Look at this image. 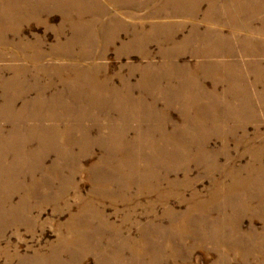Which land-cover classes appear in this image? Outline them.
<instances>
[{
    "label": "rangeland",
    "instance_id": "1",
    "mask_svg": "<svg viewBox=\"0 0 264 264\" xmlns=\"http://www.w3.org/2000/svg\"><path fill=\"white\" fill-rule=\"evenodd\" d=\"M93 2L103 9L85 7ZM57 3L58 8H49ZM77 3L78 0H0V68L22 67L26 64L23 57L35 64L30 70L67 67L75 62L87 72L99 68L95 82L103 87V91H91L89 82L79 86L81 105L75 103L69 112L55 108L30 110L31 104L27 108L19 103L0 116V156L11 159L14 153L9 149L25 144L18 152L19 164L3 165L2 174H11L12 182L19 170L31 166L34 177L46 185L55 173L58 175V186L50 190L54 194L62 190L64 181H69L68 174L73 175L76 185L61 201H47L37 189L26 203V189L12 197L0 215V264H216L220 255L209 245L181 259L171 254V245L161 256L152 258L139 244L132 251H124L121 260L116 255L121 252L116 230L128 241H138L143 230L159 226L165 231L162 239L148 233L157 244H165V236L171 237L167 229L172 221L167 216L169 211L180 219L197 203H211L214 180L229 184L226 177L234 172L241 173V180L248 177L247 168L257 157V153L253 156L249 152L264 149V57L259 58L261 62L254 58L264 55V0H83L85 8L80 9ZM114 33L117 34L111 36ZM167 36H176V40L160 41ZM106 37L119 38L110 44ZM145 50L149 55H144ZM197 51L229 55L227 59H215L228 64L227 73L202 71L194 75L185 70L187 64L194 66L201 61L196 59ZM245 55L253 58H244ZM202 60L213 64L207 58ZM238 67L236 75L228 71ZM48 78L57 84L48 92L52 100L57 98L61 85L56 76L49 75L42 79L44 86ZM15 79L5 73L2 83ZM198 85L203 88L200 90ZM43 91L36 90L29 100H45ZM6 95L14 98L20 92L0 87V105ZM210 102L214 103L212 108L207 106ZM163 115L168 117L164 125L149 123ZM69 117L73 122L67 120ZM118 118L136 122L126 126ZM210 119L217 121L206 123ZM120 135L140 146L134 147V158L127 167L128 172L137 175L128 189L121 185L120 181H125L122 173L111 172L104 159L117 157L116 152L106 151L107 144ZM59 137L68 144L72 140L78 143L67 158H59L50 148ZM206 141L218 159L219 169L211 176L200 163L199 149ZM149 142H172L174 149L178 144L193 147L189 162L173 163L181 166L171 172L168 181L178 183V187L170 189L164 185L156 193L147 185V189L140 188L141 182H149L156 171H167L163 167L165 159L151 148L149 153L140 152ZM84 145L89 153L86 158ZM44 153L42 161L49 168L45 172L40 168L42 162L37 165L33 157ZM23 157H31L29 165L20 164ZM76 157L81 158L79 164L73 163ZM121 158L117 160L120 162ZM260 165L263 164L257 161L255 166ZM188 166L190 171L185 174ZM218 203L217 200L214 206ZM20 205L29 220H23V213L17 219L9 217ZM92 211L103 222L86 219ZM192 215L191 221L198 212ZM210 216L213 220L219 218L217 212ZM73 217L80 218L77 224ZM252 227L262 232L264 223L258 217L254 223L245 218L243 231ZM84 232L90 242L86 246L81 241L79 246L76 238ZM192 245V240L185 241V246ZM260 255L264 257V249ZM228 260L230 264L244 263L241 255L234 252L228 254ZM253 263L255 259L249 264Z\"/></svg>",
    "mask_w": 264,
    "mask_h": 264
},
{
    "label": "bare ground",
    "instance_id": "2",
    "mask_svg": "<svg viewBox=\"0 0 264 264\" xmlns=\"http://www.w3.org/2000/svg\"><path fill=\"white\" fill-rule=\"evenodd\" d=\"M78 3H79L78 9L85 7L89 9H98V10L103 9L99 5V3H95V2H93L91 5L87 4L85 7L81 4L83 3V0H78ZM59 5L60 3H57L55 6L50 5L49 8L56 9L59 7ZM82 19H86V17ZM96 24L100 25L98 20L96 21ZM97 25L96 27H98ZM116 34L117 33H114L111 36ZM106 39H107L106 41L110 44H113V42L117 40L113 38L110 39L109 37H106ZM97 40L98 38L96 36V41ZM174 40H176V36L174 38L172 36H167L165 38L160 39V41L163 43H171ZM144 53L145 56L149 55L147 54L146 50ZM195 53L199 55V57H196V59H199L201 61L197 62V64H195L194 66H190L189 64H187L185 70H191L192 74L194 75H197L198 72H202V71L215 72L218 73L219 75L227 73L226 68L228 67V64L224 62H216L215 59L216 58L227 59L230 57L229 55L227 54L211 55L209 54L208 51L204 54L203 52H199V51ZM243 57L249 59L253 58L252 55H245ZM261 57H264V55L262 54L256 55V57L254 58H258V60L261 62V60L259 59ZM11 58L13 57L11 56ZM203 58H207L213 64L211 65L210 63H203L202 60ZM63 59H67V58L65 57ZM16 60L17 59L14 58V61ZM23 60L26 62V64H24L22 67L13 65V66L0 68V84H2L0 87L2 88L6 87L7 90H11V91L13 90L14 92L19 90L20 92V95L19 96L15 95L14 98L13 95L12 96L6 95L4 97L5 98L4 104L0 105L1 117H3L2 114L4 112H11L12 110H14L17 104L19 103H23V107H27V108L29 104H31L29 108L30 110H34V109L48 110L49 108H55L57 111H61L63 113L69 112L72 109L70 108V106L75 105V103L81 105L82 102L81 100L83 99V97H81L82 94L79 92L77 88H79V86L87 82H89V84L91 85L90 87L91 91L94 89L96 91L97 90L103 91V87L101 86L102 84L100 85L98 84L99 82L98 83L95 82V77L97 76V74H99V72H101L99 68H93L92 70L87 72L84 69L78 68L75 62L74 63L71 62L70 65L67 67L63 65L59 67L43 66L41 68H37L36 70H30V67L35 64L30 63V61L25 57H23ZM173 60H176L175 56L173 57ZM233 64L234 63H229V65H233ZM249 64L251 63H248L247 65ZM171 65L172 64H169L168 67H170V69L172 70ZM163 67H167V66H163ZM173 70L176 71V67H174ZM228 71L235 72L236 75L239 71V67L236 68L235 71L232 70H228ZM5 73H11L13 77L16 79L2 83L3 82L2 79ZM49 75L56 76L58 78L59 85H61V89L57 92L58 93L56 96L57 98L53 97L52 100L49 99L50 97L48 92H51V90H54L56 88L57 86L56 81L53 78L51 79L48 78L49 82L45 86L43 85V81H42L44 76H49ZM217 82H219V80H217ZM198 87L200 90L203 88L202 85H198ZM240 88H244V87H240ZM35 89L37 91L38 89H42V91L44 90L43 93L44 95H46V98L44 97L45 100H40L39 98H37L33 102L29 100L31 99L30 98L31 94L33 93L36 94ZM65 97H67L69 100L65 101L64 99ZM213 105L214 103L212 104L210 102V104H208L207 106L209 108H212ZM29 117H31V119H35L33 116H29ZM47 118L48 120H52L50 116L49 117L47 116ZM67 120L73 122L72 117H69ZM93 120L96 121L97 117H94ZM167 120L168 117L163 115L161 117L159 116L157 120L150 121L149 123L157 122L158 124L160 123L161 125H164L167 122ZM119 121L126 126H128L131 122H136V121H131L130 119L127 118L126 119L120 118ZM216 121H217L216 119H212V120L210 119L206 123L209 122L213 123ZM196 122L202 124L199 120H196ZM221 134L222 136H224L225 133L222 131ZM76 144L78 143L77 142L75 143L73 140L71 141L70 144H68L67 140H63L60 138L57 140V142H52L50 144V148H52V151L57 153L59 158L63 159V158H67V156L72 153V149L76 146ZM147 145L148 146L142 147L140 152L149 153L151 152L150 151L151 148L152 152L158 154L160 158L163 157L165 159V164L163 167L167 171L164 173L163 171H161L162 168L156 171L155 176L151 180H149V182L147 180L141 182L140 188L144 187L143 189H147L149 187L151 191L155 192L164 185H167V188L170 189H174L175 187H178L179 186L178 183H172L168 181V179H170L169 175L171 174V172L177 171L181 166V165L175 166L173 165V163L178 161L182 163L189 162L190 158L192 159L191 153H193V147L189 145L183 146L178 144L174 149L172 146L173 145L172 142L159 143L158 145L149 142L147 143ZM24 146L25 144L23 143H18L13 145L12 149H9L14 153L11 159H7V155L4 157L0 156V170L4 168L2 167L3 165H6L7 167V163L11 166H14L15 164H19L18 152L22 151V147L24 148ZM67 146H70V148L67 149ZM1 147L5 149L6 146L1 145ZM83 147H84L83 158H86L89 156V153L88 151H86V146L84 145ZM134 147L139 148L140 146L135 145V143H129L125 141V136L120 135L111 143L107 144V151H106V153L116 152L117 157H122L121 159H119L120 162L117 160V157L114 159L104 157V159L108 164V168L110 169L111 172H115V174L117 172L122 173V176H124L125 181H120L119 179L118 180L121 182V185L125 186L127 189L134 184L132 182V178H135V176H137L134 172L127 171V167L130 166L129 164L130 160L134 158ZM223 152L225 153L227 152L225 148L223 149ZM45 153L42 155L33 156L35 157L36 160L35 162L37 165L41 164L42 162L40 168L43 169L44 172L49 169L48 167L45 166V161L44 160L42 161V158L44 157ZM199 153H200V159H202V162L200 163L205 166L208 175L211 176L215 172H217L219 169L218 159L216 157L217 155L215 152L209 149L207 145V141L200 146ZM249 153H251L253 156H255V153H257V157L253 160L254 164H252L247 168L248 177L246 179L241 180L240 179L241 177H239L241 173L234 172L230 177H226L229 181V184H223L222 182H218L214 180L212 184L215 186L214 187L215 189L211 195L210 204L209 201L208 204L197 203L196 205L192 206L191 209L188 211V213H186L180 219H176L172 211H169L167 213V216L172 217V221H171V225L167 228L168 233L171 235V237L169 235L165 236L166 245L160 243L157 244L152 239V237L154 236H159V239H162V235H165V231L163 230V228L159 226L151 225L152 227L143 230V234L140 236V239L138 241H128V239L123 238L122 235H120V232L116 230L119 240L118 243L121 246V248L119 249L121 252L116 253L117 257L122 260L124 257V251H126L127 249L132 251L133 249L137 248V246H139L140 244L143 248L145 247L144 248L146 250L145 253L150 254L152 258L161 256L163 251L167 250L168 247L166 246L171 245L172 246L171 254L173 256L181 259H187L189 257V254H191L194 250L202 249L203 247L209 245L211 247L210 250H212L213 252H217L220 255V257L218 256L216 264L229 263L228 254L231 252L240 254L244 262L243 264H249L252 259H255V263L253 264H264V257L260 255L262 249H264V230L262 232H258L257 230H255V228L252 227L249 231L244 232L242 229V222L245 218H249L251 223H254L256 221V218L258 217L264 223V149L262 148L260 151H250ZM30 159L31 157L20 158V164L29 165ZM257 161L263 165L255 166ZM80 162H81L80 157H76L73 160V163L79 164ZM189 171L190 170L188 166V171H186L185 174H188ZM19 173H20L19 176L13 179V181L11 182L12 180L11 174L9 175L5 173L2 174V172H0V215L4 206L9 204L12 197L17 195L21 190L24 189L27 190L26 197L23 201L25 203L28 200L31 201L33 199V197L35 196L36 189L39 190L41 194L45 196L47 201L52 202L58 200L61 201L67 195L69 189H73V188L75 189L76 187V185L73 182L74 181L73 175L70 177V175L68 174L69 181L68 182L64 181V186L61 187L62 190L54 194L50 190L53 187H55V185L58 186L59 184L57 181L59 177L56 173L50 178L47 185L44 184L41 180L36 179L34 177V169L31 166H29L28 168L25 167L22 168L21 170H19ZM91 174L93 176L95 175L94 169L91 170ZM28 175L31 176L32 178L29 177ZM113 176L116 177L115 175ZM146 185L148 186L147 188ZM185 186H187V184ZM96 188L97 185H95V189ZM106 189L107 188H105V190ZM217 200L219 202L218 203L219 205L215 207L214 204ZM254 203H258L259 206L258 207L256 206L254 208L253 205ZM21 205L17 209L11 211L9 217H12L13 219H17V216L20 213H23L22 215L23 220L27 221L29 220L30 217L27 215V213H25V210L20 211ZM92 212L86 214L85 218L93 219V220L98 219V221L103 222V218H101V216L97 212L95 211ZM193 212H198V217L195 218V220L191 221L193 218L192 215ZM214 212L218 213L219 215V218H217L218 220L217 219L213 220V218L210 216V214L211 213L213 214ZM78 219L80 218L73 217L74 220L73 223L78 222ZM179 220L182 221L179 222ZM148 232L153 233L151 234L152 237L151 235H149ZM85 233L86 232H84L83 235L79 237L77 236L75 241L77 245L80 246L81 241H84L86 246L87 244H89L90 242L89 236H87L88 234ZM187 240H192L193 245L188 247L185 246V241ZM162 243H164V241H162ZM65 245H67V247L66 246L65 247L68 248L69 245L68 244ZM146 246H148V249L146 248Z\"/></svg>",
    "mask_w": 264,
    "mask_h": 264
}]
</instances>
